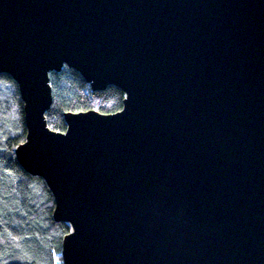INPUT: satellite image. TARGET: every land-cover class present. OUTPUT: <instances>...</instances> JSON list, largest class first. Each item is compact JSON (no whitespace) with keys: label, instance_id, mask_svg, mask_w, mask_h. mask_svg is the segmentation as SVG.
Wrapping results in <instances>:
<instances>
[{"label":"water","instance_id":"95a60500","mask_svg":"<svg viewBox=\"0 0 264 264\" xmlns=\"http://www.w3.org/2000/svg\"><path fill=\"white\" fill-rule=\"evenodd\" d=\"M65 66L122 110L52 130ZM0 73L16 158L72 227L63 264H264V0H0Z\"/></svg>","mask_w":264,"mask_h":264},{"label":"trees","instance_id":"16d2710c","mask_svg":"<svg viewBox=\"0 0 264 264\" xmlns=\"http://www.w3.org/2000/svg\"><path fill=\"white\" fill-rule=\"evenodd\" d=\"M53 104L46 112L49 127L65 132V112L122 110L126 95L111 85L93 91L68 66L50 74ZM26 139L24 103L15 80L0 73V264H63L62 244L72 227L53 218L55 199L40 176L18 162L16 147Z\"/></svg>","mask_w":264,"mask_h":264}]
</instances>
